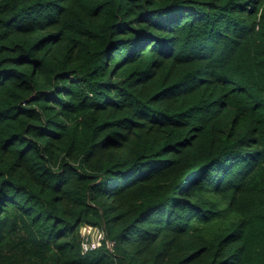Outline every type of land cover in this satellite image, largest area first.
Masks as SVG:
<instances>
[{"label": "trees", "instance_id": "16d2710c", "mask_svg": "<svg viewBox=\"0 0 264 264\" xmlns=\"http://www.w3.org/2000/svg\"><path fill=\"white\" fill-rule=\"evenodd\" d=\"M0 264H264V0H0Z\"/></svg>", "mask_w": 264, "mask_h": 264}, {"label": "built area", "instance_id": "2783aa9c", "mask_svg": "<svg viewBox=\"0 0 264 264\" xmlns=\"http://www.w3.org/2000/svg\"><path fill=\"white\" fill-rule=\"evenodd\" d=\"M80 244L83 253L99 249L103 244L111 250L112 242L106 239L103 226L82 223L79 226Z\"/></svg>", "mask_w": 264, "mask_h": 264}]
</instances>
